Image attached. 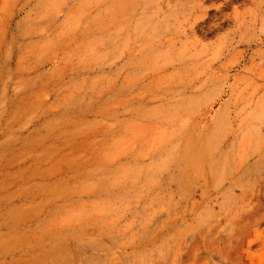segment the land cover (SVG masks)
I'll use <instances>...</instances> for the list:
<instances>
[{"label":"rangeland","instance_id":"obj_1","mask_svg":"<svg viewBox=\"0 0 264 264\" xmlns=\"http://www.w3.org/2000/svg\"><path fill=\"white\" fill-rule=\"evenodd\" d=\"M0 264H264V0H0Z\"/></svg>","mask_w":264,"mask_h":264}]
</instances>
